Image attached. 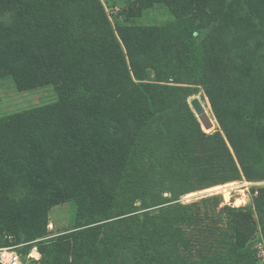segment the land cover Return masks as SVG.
I'll return each instance as SVG.
<instances>
[{"label":"trees","instance_id":"1","mask_svg":"<svg viewBox=\"0 0 264 264\" xmlns=\"http://www.w3.org/2000/svg\"><path fill=\"white\" fill-rule=\"evenodd\" d=\"M138 2L175 21L113 27L101 0H0V79L58 97L0 116V247L35 242L41 264H249L244 234L219 225L239 209L180 198L264 179V0ZM198 86L213 133L188 103ZM66 201L72 230L47 238ZM252 205L264 235V186Z\"/></svg>","mask_w":264,"mask_h":264},{"label":"rangeland","instance_id":"2","mask_svg":"<svg viewBox=\"0 0 264 264\" xmlns=\"http://www.w3.org/2000/svg\"><path fill=\"white\" fill-rule=\"evenodd\" d=\"M109 20L113 27L123 22L133 25H166L175 21L165 3H154L150 7H141L138 0H101ZM152 79V75L150 76ZM197 97L207 110L213 123L210 129L202 130L213 133L219 130L218 122L211 109L209 101L198 86L195 93L188 98V102ZM57 94L52 85H45L29 90H19L10 78L0 79V116L8 115L33 107L42 106L57 100ZM190 106V105H189ZM202 127V126H201ZM264 186V179L248 180L243 175L237 180L217 184L202 190L194 191L181 196L180 201L191 203L202 197L211 196L218 200V210L224 207L237 208L239 210L221 213V223L225 227L227 221L244 234V239L236 237L237 245H243V250H249L253 254L249 264H264V235L261 231L257 216L250 210L253 209L252 198L257 194L259 187ZM76 207L73 202L66 201L50 206L48 210L47 238H56L72 230L75 222ZM243 221V222H241ZM37 243L31 244L29 250ZM15 249L21 256H27L29 250L24 244ZM39 252V251H38ZM35 264H41L38 261ZM232 264H238L234 261ZM244 264V263H243ZM248 264V263H247Z\"/></svg>","mask_w":264,"mask_h":264},{"label":"built area","instance_id":"3","mask_svg":"<svg viewBox=\"0 0 264 264\" xmlns=\"http://www.w3.org/2000/svg\"><path fill=\"white\" fill-rule=\"evenodd\" d=\"M39 258L40 254L35 246L29 250L26 258L14 246L0 247V264H35Z\"/></svg>","mask_w":264,"mask_h":264},{"label":"water","instance_id":"4","mask_svg":"<svg viewBox=\"0 0 264 264\" xmlns=\"http://www.w3.org/2000/svg\"><path fill=\"white\" fill-rule=\"evenodd\" d=\"M190 108L194 112L198 121L200 122L203 129H210L212 127V122L208 115L206 114L202 103L197 97L192 98L189 102ZM139 204V202H137Z\"/></svg>","mask_w":264,"mask_h":264},{"label":"bare ground","instance_id":"5","mask_svg":"<svg viewBox=\"0 0 264 264\" xmlns=\"http://www.w3.org/2000/svg\"><path fill=\"white\" fill-rule=\"evenodd\" d=\"M204 107V106H203ZM204 110H205V108H204ZM206 112V114L208 115V112H207V110L205 111ZM208 117H209V115H208ZM210 118V117H209ZM211 120V119H210ZM212 122V121H211ZM212 126H213V123H212Z\"/></svg>","mask_w":264,"mask_h":264}]
</instances>
